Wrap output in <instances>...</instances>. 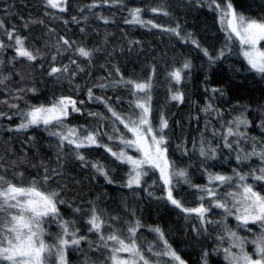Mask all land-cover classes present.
I'll return each mask as SVG.
<instances>
[{
	"label": "snow or ice",
	"instance_id": "6c2138e0",
	"mask_svg": "<svg viewBox=\"0 0 264 264\" xmlns=\"http://www.w3.org/2000/svg\"><path fill=\"white\" fill-rule=\"evenodd\" d=\"M100 2L114 5L122 3L123 0H100ZM201 2H207L210 8L218 12L221 27L226 32V40L235 39L238 41L240 54L246 60L249 68L264 76V46H262V42H264V17L253 18L237 12L232 0H222V2L201 0ZM45 4L46 7L59 12L68 10V0H45ZM99 6L100 4L96 0H93L90 5L91 8ZM142 11L141 8L130 9V18L126 19L125 23L162 28L161 25L153 23L151 20H144L141 16ZM150 11L165 16L169 15L162 6L153 7ZM72 19L76 21V17ZM99 19H102L105 24L109 23V20L103 16ZM36 22H26L24 26L28 27V23ZM39 22L42 23V21ZM0 30L4 31L10 41L14 40V43L9 45H5L4 41L0 40V52L6 47H12L15 52L13 61L24 59L28 62H35L40 58L36 54L38 50L34 51L26 46V38L15 35L16 29L14 27L8 30L5 28L4 21L0 20ZM162 30L184 40L191 39V34L186 37L181 36L179 25L162 28ZM49 31L53 30L50 29ZM191 42L197 48L200 47L195 40H191ZM61 44L67 48L62 49ZM73 44L74 42L60 37L56 45H53L56 48V55L52 56V61L55 62L57 55L62 54V51L72 49L75 55L91 64L92 57L99 51L97 48L88 49L82 45L73 48ZM201 50L211 63H215L216 60L225 55L224 50H221L216 57L211 56L207 49ZM0 64H3L2 60H0ZM70 64H76L78 71L84 70L74 59L70 61ZM190 68L191 63L186 60L181 67L169 71L167 76L172 82L179 85L185 78V71ZM117 72H119L118 69ZM67 73H69V65L55 66L53 64L48 75L59 79L60 75ZM76 74V72H71L72 76ZM154 75L155 68L153 67L146 79L120 76L117 80L95 85L101 89L125 88L132 97L129 101L132 111L129 114L117 112L108 103L110 98L94 96L92 89H88L89 99L104 104L111 114L113 134L103 132V125L93 129L69 125L67 123L69 116L72 113H81V109L77 106V100L68 96L55 98L47 105H31L25 110H18L17 114L20 116L21 122L16 126L15 131H26L30 127L42 126L50 136H54L58 140V161L65 154V146H68L75 159L81 161L84 166L92 167L95 172L104 176L109 184L113 183V180L105 167L98 161H88L83 152L80 151L81 149L103 148L115 160L128 165L129 171L124 184L128 188L140 187L142 179L148 175L149 169L158 171L159 179L163 182L166 191L164 199L189 216L194 215L200 221L201 227L212 223L221 226V234L216 239L221 244H227L222 251L228 264H264V190H258L255 185L247 183L249 176H251L253 180L261 182L262 188H264V142H258L254 137H248L246 131L241 130L242 126L245 129L250 126L249 120L241 113L223 126V132L214 131L213 136L219 135L223 147L236 153L235 159L238 164H243L252 157H258L261 166L252 169L249 173L233 169V175L212 173L205 169L208 183L193 185L187 170L177 167L175 162L168 157L169 139L165 132L169 128L167 118L161 114L159 123L153 124L152 89L154 87ZM10 79L11 74L0 77V86L5 85L6 81ZM21 79L23 80L24 76H21ZM15 91L17 95L13 99H22L18 94L25 92V89L18 88ZM27 91L35 94L37 90L33 87L28 88ZM169 91L171 100L184 102V94L179 89L169 88ZM211 91L223 94L222 89L213 88ZM0 103L7 104L8 101L4 100ZM79 103L82 104L83 101ZM9 107L18 109L16 104H9ZM203 111L205 113L215 112L217 116L220 115L219 110L215 109L211 103L207 104ZM87 114L101 120L108 119L102 113L89 112ZM6 115V113L0 112V117ZM7 118L11 119L12 117L7 116ZM117 123L123 125V128L131 135L128 136L121 132ZM260 127L264 130V121L261 122ZM102 136H107V139L113 143L118 142L121 146L119 150H114L111 145L103 143ZM249 140L251 141L250 152L240 146L242 141ZM177 147L179 149L182 146L178 145ZM218 147L219 145L213 147L210 142L201 140L199 155L208 160L215 159ZM128 149L139 153V156L129 155ZM186 152L187 150L184 149L182 154H186ZM44 172L42 179L34 177L26 185L13 183L5 176L0 175V264H69L68 250L70 248L78 250L81 242L88 239L79 234L75 220L65 219L61 215L59 205L65 201L61 198L60 190L48 187L52 175L49 174L47 167H45ZM51 172L60 175L56 169H52ZM20 175L23 174L20 173ZM174 181L175 185L183 182L200 193L198 206L186 207L181 200L174 196ZM225 186L233 190L222 195L219 189ZM149 194L151 195V193ZM205 199L209 201L207 207L204 204ZM212 207L222 209L226 216H234L237 221V228H244L251 233L252 238L239 235L238 231L229 227L225 220H208L207 213ZM74 211L80 212L81 210L77 208ZM117 219L118 217H111V220ZM53 222L59 228L55 234L48 232L46 228L47 224ZM87 224L89 225L88 231L97 235V247L108 251L110 264H185L182 257L168 244L159 227L153 228L151 231L158 234L162 246L149 244L145 249L143 245L138 243L137 232L142 226L138 220L128 223L124 229L114 228L109 220L105 219L103 210L92 206L88 213ZM249 225L258 226V231H253ZM249 244L253 248L251 252L247 250ZM207 255L208 253L204 254V264H208Z\"/></svg>",
	"mask_w": 264,
	"mask_h": 264
},
{
	"label": "rangeland",
	"instance_id": "374dc122",
	"mask_svg": "<svg viewBox=\"0 0 264 264\" xmlns=\"http://www.w3.org/2000/svg\"><path fill=\"white\" fill-rule=\"evenodd\" d=\"M96 2L100 4L96 8L90 7L93 0H79L76 2V5L69 8V12L74 10L80 13V17H76V21L66 19L68 10L64 13L56 10L58 12L56 17H45L38 20H32L30 18L22 19L19 15L14 14L9 18H5V15L0 16V20L4 21L6 29L11 30L14 27L16 29L15 35L26 38L25 44L28 48H33L34 51L38 50L36 54L40 58L35 62L42 65L44 73L53 64L55 66L69 65V73L62 75L68 78V83L59 86V79L48 74L46 75L50 86L47 87V90L43 94L37 96V104L46 105L55 98L68 96L76 99L77 106L80 108V106L86 104L85 89L87 87L102 81L108 82L112 80L117 69L121 67L129 66L137 62H146L147 60L153 61L158 53L163 54L166 60L171 61L190 55L194 56L201 49H207L209 53L213 54H219L221 50H224L225 57H221L223 58L221 65L224 63L222 67L227 66L229 71H232L236 75L238 74L239 77L243 78L246 76L237 50L232 51V53H227L229 44L235 39L232 41L226 40V32L221 27L218 12L210 8L207 2H201V0H123L122 3H116L114 5L103 4L100 0H96ZM218 2H222V0H218ZM232 3L237 12L239 10H245L251 13V16L259 15V17H264V0H232ZM158 6H162L168 11L169 15L165 16L150 11L151 8ZM133 8L143 9L141 13L142 18L144 20H151L153 23L161 25L162 28L176 27V25H179L181 36L186 37L188 34H191V39H181L170 32L163 31L162 28L143 27L138 24L125 23V20L130 18L129 10ZM21 14L23 13L21 12ZM101 16L107 18L109 23L105 24L102 19H99ZM30 21L37 22L28 23V27H25V23ZM39 21H42V23ZM200 24L206 25V28L209 25L211 27L209 30L211 31L202 29L199 26ZM50 29L53 31H49ZM57 37H64L70 42H74L73 48L81 45L88 49L97 48L99 49L95 53L97 57L89 64L87 60L75 55L73 50L69 49L66 54L62 53L57 55L56 61L53 62L51 58L53 55H56V48L53 45H56ZM0 40H3L5 45H8L10 41L3 30H0ZM191 40H195L200 47L197 48ZM45 49H48V51L44 52ZM103 53L105 54L104 59L101 58ZM14 56L15 52L12 53L10 47H6L0 52V60L3 61V64H0V69L7 66V63H11L15 69L25 70V66L28 65L27 61L18 59L12 61V63L10 61ZM73 59L84 69L83 71H78L76 64H70V61ZM244 62L248 66L245 59ZM249 70L252 71L250 68ZM0 71L2 72H0V75L6 76L3 73L4 70ZM71 72H76L77 74L72 76ZM260 76L264 78V76ZM245 79L247 81H253L252 77L249 78L246 76ZM213 88L222 89L223 94L219 92L213 93L211 91ZM11 90H14V87H11ZM198 91L193 99L192 105L188 106L187 104L182 107L175 118V122L169 127L166 133L169 139L168 146H171L170 150L173 148H176L178 152L184 149L187 150L184 158L179 159L178 167L187 170L191 183L193 185H205V176L207 175L205 169L208 172L214 169H221V172L225 175H233V169L249 173L252 169L260 167L261 161L258 157H252L245 163L238 164L235 159L236 153L224 148L220 136H213V132H223V126L228 121L243 113L249 120L250 126L246 129L242 126L241 130L246 131L248 137H254L258 142H264V130L260 127L263 119L259 115L260 108L264 105V98L256 103L249 102L248 100H238L232 98L225 88L214 85H203L201 90ZM80 101H83V103L80 104ZM209 103L215 109L219 110V116L215 112L205 113L203 111ZM131 111V108L127 109L126 114H129ZM7 121L10 123L6 124V126L10 128V125L13 124V116ZM17 122H14V124ZM120 126L121 132L128 136L131 135L123 128V125ZM201 140L210 142L213 147L219 145L215 159L208 160L199 155ZM177 144H181L180 146L182 147L178 149L176 147ZM240 146L246 151H251L250 140L242 141ZM118 147L120 148L121 146L118 145ZM127 151L129 155L139 156V153H136L132 149H128ZM191 165L195 166L194 171L191 169ZM154 172L159 174L158 171ZM231 190L233 189H229L227 186L219 189L222 195ZM173 194L186 207H195L200 203L198 200L200 193L195 188L183 182L175 185ZM151 196L153 200L160 199L165 204V208L170 213V216L176 220H181L185 215H188L164 199L166 191L163 182L154 188ZM193 202L196 205H191ZM204 204L206 207L209 206V201L205 199ZM207 218L212 221L225 220L229 227L238 231L239 235L246 236L249 239L252 238L251 233L247 232L244 228H237V221L234 216H226L222 209L212 207L207 213ZM54 224L56 228L53 232L48 229L50 223L46 225L48 232L52 234L59 231L57 224ZM196 226V234L199 236L197 239L198 245L193 250L194 252H184L186 251L184 249L182 255L179 254L185 261V264H204L205 253H208L206 257L208 264H228L222 251L223 247L227 246V244H221L216 239L221 234V226L212 223L205 224L201 227L198 219ZM249 227L253 231H258V226L256 225H249ZM49 242H51V239H49ZM157 243L162 246V242L159 239H157ZM247 250L250 252L253 250L251 244L247 245ZM233 251L236 250L233 249ZM103 253V261L99 264H110L107 250L106 252H98V259L101 261Z\"/></svg>",
	"mask_w": 264,
	"mask_h": 264
},
{
	"label": "trees",
	"instance_id": "16d2710c",
	"mask_svg": "<svg viewBox=\"0 0 264 264\" xmlns=\"http://www.w3.org/2000/svg\"><path fill=\"white\" fill-rule=\"evenodd\" d=\"M78 1L68 0L66 19L69 21L73 17H80V13L74 10L69 12V8L76 5ZM238 12L243 13L245 16L260 18L259 15L251 16L252 14L245 10H239ZM13 14L19 15L22 19L30 18L38 20L45 17H56L58 12L55 9L46 7L45 0H0V16L5 15V18H9ZM199 26L206 31L211 29L209 25L207 28L204 24H200ZM23 33L26 34L25 31ZM59 38L57 37V41ZM13 43V41H9V44ZM262 46H264V42ZM10 48L11 52L14 53L13 48ZM61 48H66V46L61 44ZM31 49L33 50V48ZM227 49V53L237 50L246 76L252 77L254 82L251 80L247 81L245 79L246 76L243 78L239 77L238 74L236 75L232 71H229L227 66L222 67L224 66V63L221 65L223 58L216 60L215 63H211L204 56L202 50H199L194 56L190 55L171 61L166 60L163 54L158 53L153 61L147 60L146 62H137L121 67L118 69L119 72L116 71L114 78L110 81L117 80L120 76L124 78L146 79L154 67L152 120L153 124L157 125L159 123V116L163 114L169 122V127L175 122V118L183 106L187 104L188 106L192 105L197 91H200L203 85H214L225 88L232 98L238 100H248L249 102L256 103L263 99L264 78L249 70L240 54L239 43L234 40L229 44ZM46 51L48 49L44 50V52ZM62 53L66 54L67 51H62ZM209 54L213 57L218 55ZM104 56L105 54L103 53L101 58L104 59ZM96 57L97 55L94 54L92 60ZM186 60L190 61L191 68L185 71L184 80L177 85L170 80L167 73L173 70V68L181 67ZM12 61L13 59H11ZM27 64L25 70H17L11 63H7V66L0 69L4 70L3 73L6 76L11 74V79L6 81L5 85L0 86V101H8L7 104L0 103V112L7 114L0 117V175L5 176L13 183L26 185L34 177L42 179L45 174L44 169L47 167L49 174L52 175V179L48 182V187L60 190L61 198L65 201V203L59 205L61 215L65 219L75 220L79 228V234L88 238L86 241L81 242L78 250L71 248L68 251L69 264H99L103 261L104 253L100 261L98 259V252H106V250L97 247V235L88 231L89 225L87 224V219L92 206L103 210L105 219L109 220L114 228L124 229L128 223L138 220L142 225L137 232L138 243L143 245L145 249L149 244L159 245L157 243L158 234L151 231V229L159 227L164 233V238L168 244L178 254L182 255L184 249L186 250L184 252H194L193 250L198 245L197 239L199 236L196 234L197 218L194 215H185L181 220H176L170 216V213L165 208V204L160 199L153 200L149 193L152 194L154 188L162 183L157 172L149 169L148 175L142 179L140 187L128 188L124 186L129 171V167L126 164H121L115 160L103 148L92 147L81 149L80 151L83 152L88 161H98L105 167L110 178L113 180V183L109 184L106 182L104 176L95 172L92 167L84 166L81 161L75 159L68 146H65V154L58 161V140L56 137L50 136L42 127H30L26 131H15L16 126L21 122L20 116L17 114L18 110H25L31 105H41L37 104L36 98L39 94H43L47 90V87L50 86L46 75L51 66L45 71V74L42 65L39 63L27 61ZM21 76H24L23 80ZM0 77H2V74ZM14 80L18 81L19 84L16 81L13 82ZM102 82L93 84L85 89L86 104L80 106L82 114L72 113L67 120L69 125L76 127L84 126L89 129L99 128L103 125V132L113 134L111 114L107 111L104 104L89 99L88 89H92L94 96L110 98L108 103L121 114H126L127 109H130L129 101L132 97L123 87H109L105 89L95 87V85ZM108 82L105 81L103 83ZM58 83L59 86L68 83V78L60 75ZM11 87H14V90L10 91ZM33 87L37 90L35 94L27 91L28 88ZM18 88L25 89V92L18 94L22 99H13L17 95L15 90ZM169 88L179 89L184 94V102L180 103L171 100ZM9 104L18 105V109L10 108ZM89 112L102 113L108 119L101 120L98 117L89 116L87 114ZM259 113L264 121V105L261 106ZM7 116H13V124L10 125V128L6 126V124L10 123L7 121ZM16 121L18 122L14 124ZM117 126L121 128L118 123ZM168 129L165 130L166 133ZM101 140L103 143L111 145L114 150H119L118 142L113 143L109 141L107 136H102ZM170 148L171 146H168V157L178 167L179 159L184 158L185 154H182L183 150L178 152L176 148L171 150ZM52 169H56L60 175L53 174L51 172ZM191 169L194 171L195 166L191 165ZM210 172L224 174L221 172V169H214ZM20 173L23 175H20ZM207 183L206 175L204 184ZM247 183L255 185L258 190H264L261 182L253 180L251 176H249ZM191 205L194 206L196 203L193 202ZM77 208L81 211L75 212L74 210ZM111 217H118V219L111 220ZM55 228L54 222L48 226L51 232Z\"/></svg>",
	"mask_w": 264,
	"mask_h": 264
}]
</instances>
